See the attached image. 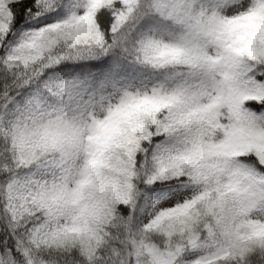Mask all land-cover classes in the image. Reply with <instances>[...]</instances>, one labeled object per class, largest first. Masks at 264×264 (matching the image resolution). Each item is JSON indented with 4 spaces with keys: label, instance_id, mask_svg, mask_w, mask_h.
<instances>
[{
    "label": "snow or ice",
    "instance_id": "snow-or-ice-1",
    "mask_svg": "<svg viewBox=\"0 0 264 264\" xmlns=\"http://www.w3.org/2000/svg\"><path fill=\"white\" fill-rule=\"evenodd\" d=\"M0 264H264V0H0Z\"/></svg>",
    "mask_w": 264,
    "mask_h": 264
}]
</instances>
